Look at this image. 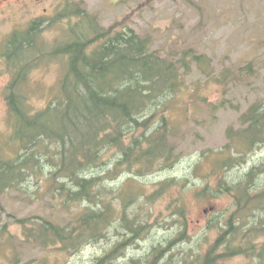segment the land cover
Returning a JSON list of instances; mask_svg holds the SVG:
<instances>
[{
    "label": "trees",
    "instance_id": "obj_1",
    "mask_svg": "<svg viewBox=\"0 0 264 264\" xmlns=\"http://www.w3.org/2000/svg\"><path fill=\"white\" fill-rule=\"evenodd\" d=\"M130 18L131 14L106 26L87 8L69 3L50 17L35 19L28 29L12 32L2 54L13 66L9 68L18 71L7 88L12 134L10 140L0 139V193L34 194L56 207L49 217L15 219L22 227L20 238L35 247L77 251L86 243L111 239L115 232L111 248L92 264H111L152 229L170 226L178 218L179 232L166 243L153 244L145 263L164 264L173 247L189 238V188L184 187L186 193L169 205V216L157 218L156 223L144 220L143 210L135 207L145 208L178 183L177 178L166 179L150 194L139 184L141 177L170 169L179 160L182 153L173 142L177 127L169 111L176 107L175 98L186 92L185 75L192 65L207 71L212 62L195 47L183 48L178 56L163 54L154 48L150 33L141 34L130 26ZM56 26L65 32L62 40L40 52L46 47L42 42L38 45L39 35ZM14 50L22 52L19 63L11 57ZM39 55L58 59L62 65L56 85L41 88L50 99L37 109L22 93L26 83L29 94L35 90L22 73L31 67L30 60L37 66ZM244 68L252 71V63ZM228 79L224 73V79L218 80ZM239 122L244 128H229L226 146L203 152L195 166L204 180L195 193L199 202L222 195L231 196L233 202L226 211H231L226 226L217 220L221 232L196 264H217L237 255L264 263V240L255 242L264 237V159L244 174L237 172L248 153L264 145V99L252 104ZM213 154L212 169L206 171L205 162ZM212 174H217L214 185L209 183ZM123 175L127 179L122 185L112 184ZM56 211L68 217L61 221ZM245 223L241 237L245 241L237 242L239 225ZM7 226H1V231H7ZM40 261L47 264L45 259ZM142 261L131 259L132 264ZM7 264L25 263L16 255Z\"/></svg>",
    "mask_w": 264,
    "mask_h": 264
},
{
    "label": "rangeland",
    "instance_id": "obj_2",
    "mask_svg": "<svg viewBox=\"0 0 264 264\" xmlns=\"http://www.w3.org/2000/svg\"><path fill=\"white\" fill-rule=\"evenodd\" d=\"M69 3L87 8L106 26L131 14L128 23L141 34L150 33L155 41L154 48L165 55L178 56L183 48L195 47L211 59L212 64L207 71L192 65L185 75L186 92L175 98L176 107L169 111V119L177 127L173 142L177 143L178 151L182 153L179 160L170 169L141 177L139 184L145 186L150 194L158 189L159 182L166 179L174 177L178 183L173 184L164 195L148 202L145 208L135 207L138 211L143 210L144 220L156 223L157 218L169 216V205L186 193L182 190L184 187L192 188L191 192L187 190L186 195L189 238L174 246L163 262L196 264L199 255H203L219 236L221 226H226L231 212L226 211L233 204L229 195L212 196L202 202L195 198L196 190L204 184L200 176L202 170L196 168V163L203 152L224 148L229 142L228 129L244 128L245 125L239 122L241 116L252 104L264 99V0H0V139L4 136L10 140L12 134L7 88L18 71L15 70L17 67L9 68L13 66L2 56V47L7 45L15 30H26L36 18L50 17ZM64 35L59 26L44 29L39 35L38 45L42 42L46 48L40 52L54 48L58 42L55 40L61 41ZM21 55V50L11 52L15 60ZM28 63L31 69L25 79L34 85L35 90L29 94L26 83L22 86V93L28 95L32 105L41 108L46 104L41 88L56 85L62 61L41 59L39 55L37 66H32L34 60ZM250 63L253 72L244 70ZM224 73L229 79L225 83L219 82L218 79H224ZM236 73L238 76L230 78ZM214 156L211 155L205 162L206 171L212 167ZM263 159L264 145L250 151L237 172L244 174L251 164ZM126 176L112 184L122 185ZM216 178L215 175L210 177V185L216 183ZM48 200L13 190L0 193V228L8 224L7 231L0 229V264H7L16 255L25 264H42L41 259H45L47 264H92L96 257L111 248L116 240L115 232H111V239L86 243L77 251H64L58 246L45 250L22 240V227L15 219L35 215L49 217L56 207L53 208ZM58 216L61 221L68 217L63 211H56ZM218 219H221V226L217 223ZM251 224L248 221V226ZM181 226L179 218L170 226H157L111 264H132V258L144 260L139 264H146V254L151 252L152 245L166 243L172 234L179 232ZM239 226L240 234H236V241L243 243L245 239L241 237L246 223ZM263 240L264 237L259 236L255 242L262 244ZM217 264L264 263L254 257L237 255L222 259Z\"/></svg>",
    "mask_w": 264,
    "mask_h": 264
}]
</instances>
